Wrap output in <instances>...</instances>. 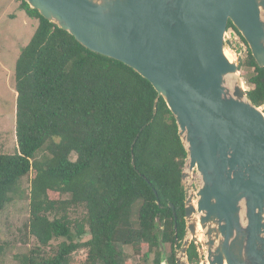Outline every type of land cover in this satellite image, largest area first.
<instances>
[{
  "label": "trees",
  "instance_id": "trees-1",
  "mask_svg": "<svg viewBox=\"0 0 264 264\" xmlns=\"http://www.w3.org/2000/svg\"><path fill=\"white\" fill-rule=\"evenodd\" d=\"M21 2L39 24L16 62L17 150L0 154V211L25 197L22 182L31 178L28 231L38 246L19 264H128L125 248L142 264H177L186 151L170 109L160 98L155 115L150 82ZM243 68L255 72L249 94L261 107L264 70L250 49ZM60 238L67 241L52 255L42 252ZM188 255L191 264L202 259L195 244Z\"/></svg>",
  "mask_w": 264,
  "mask_h": 264
},
{
  "label": "water",
  "instance_id": "water-1",
  "mask_svg": "<svg viewBox=\"0 0 264 264\" xmlns=\"http://www.w3.org/2000/svg\"><path fill=\"white\" fill-rule=\"evenodd\" d=\"M23 1L150 82L155 115L160 98L170 109L186 151L176 263L195 244L203 264H264V111L225 46L232 23L264 70V0Z\"/></svg>",
  "mask_w": 264,
  "mask_h": 264
},
{
  "label": "rangeland",
  "instance_id": "rangeland-1",
  "mask_svg": "<svg viewBox=\"0 0 264 264\" xmlns=\"http://www.w3.org/2000/svg\"><path fill=\"white\" fill-rule=\"evenodd\" d=\"M21 4V0H0V154H14L17 150L16 62L39 24L37 19L30 18L21 9ZM240 72L244 88L247 91L252 90L254 85L249 83V79L255 75V72L249 68H243ZM71 158L76 159L74 155ZM30 179L25 178L22 182L25 197L13 200L0 211V246L4 247V253L0 256V264H19L18 256L26 254L38 246L28 231L30 209L27 192L30 190ZM71 215L78 217V214L74 212ZM90 237V235H86L83 241L89 240ZM63 241H67V239L53 240L50 246L42 248V252L52 255ZM125 251L128 255V264L143 263L129 249L125 248ZM170 251L169 246L164 248L165 254H170ZM152 260L153 255L150 257V263Z\"/></svg>",
  "mask_w": 264,
  "mask_h": 264
},
{
  "label": "built area",
  "instance_id": "built-area-1",
  "mask_svg": "<svg viewBox=\"0 0 264 264\" xmlns=\"http://www.w3.org/2000/svg\"><path fill=\"white\" fill-rule=\"evenodd\" d=\"M225 46L233 54H236L240 61L245 60L249 54V46L243 40L242 36L235 27H228L227 29V40L225 41ZM255 86L253 87V89ZM252 89V90H253ZM250 91V90H249ZM264 111V105L260 107ZM202 258V257H201ZM198 264H203L202 259Z\"/></svg>",
  "mask_w": 264,
  "mask_h": 264
},
{
  "label": "bare ground",
  "instance_id": "bare-ground-1",
  "mask_svg": "<svg viewBox=\"0 0 264 264\" xmlns=\"http://www.w3.org/2000/svg\"><path fill=\"white\" fill-rule=\"evenodd\" d=\"M226 55H227V57H228L230 60L232 59V57H231V55H230L229 53H227Z\"/></svg>",
  "mask_w": 264,
  "mask_h": 264
}]
</instances>
